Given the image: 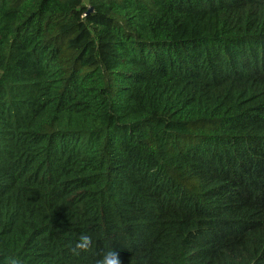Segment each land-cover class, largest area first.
<instances>
[{
    "label": "trees",
    "instance_id": "16d2710c",
    "mask_svg": "<svg viewBox=\"0 0 264 264\" xmlns=\"http://www.w3.org/2000/svg\"><path fill=\"white\" fill-rule=\"evenodd\" d=\"M84 1L0 0V264H264V0Z\"/></svg>",
    "mask_w": 264,
    "mask_h": 264
},
{
    "label": "clouds",
    "instance_id": "9594fccd",
    "mask_svg": "<svg viewBox=\"0 0 264 264\" xmlns=\"http://www.w3.org/2000/svg\"><path fill=\"white\" fill-rule=\"evenodd\" d=\"M93 239L87 232H80L76 240L70 247V252L74 256H79L81 253H87L92 250ZM5 264H22V261L15 256L5 257ZM95 264H121L119 251L113 247L104 251Z\"/></svg>",
    "mask_w": 264,
    "mask_h": 264
},
{
    "label": "rangeland",
    "instance_id": "374dc122",
    "mask_svg": "<svg viewBox=\"0 0 264 264\" xmlns=\"http://www.w3.org/2000/svg\"><path fill=\"white\" fill-rule=\"evenodd\" d=\"M84 3H85L86 6H88V2H87V0H85Z\"/></svg>",
    "mask_w": 264,
    "mask_h": 264
},
{
    "label": "water",
    "instance_id": "95a60500",
    "mask_svg": "<svg viewBox=\"0 0 264 264\" xmlns=\"http://www.w3.org/2000/svg\"><path fill=\"white\" fill-rule=\"evenodd\" d=\"M86 14H88V13H86Z\"/></svg>",
    "mask_w": 264,
    "mask_h": 264
}]
</instances>
